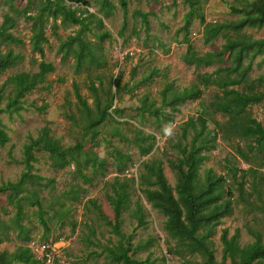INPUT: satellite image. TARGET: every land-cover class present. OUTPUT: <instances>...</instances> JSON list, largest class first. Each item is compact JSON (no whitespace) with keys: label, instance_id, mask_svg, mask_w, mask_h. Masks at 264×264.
<instances>
[{"label":"rangeland","instance_id":"obj_1","mask_svg":"<svg viewBox=\"0 0 264 264\" xmlns=\"http://www.w3.org/2000/svg\"><path fill=\"white\" fill-rule=\"evenodd\" d=\"M195 1L197 10L188 27L186 16L190 4L186 0H87L89 7L68 0L61 3L67 19L60 14L56 27L50 20L46 28L50 43L44 46V61L52 63L55 72L47 76L46 83L26 94L18 114L0 115V125L10 137V141L0 147V186L18 181L24 171V146L31 138H37L44 127L51 129L52 136L64 148L84 142V150L106 160V166L94 174L92 168L85 170L91 176V182H86L77 174L74 163L61 169L53 164L49 153L36 151L38 161L34 164V173L54 183L39 192L48 212L45 218L49 232L39 222L38 208L24 203L29 216L23 224L31 240H58L74 264H119L107 257L106 247L115 246L121 238L104 224L97 209L99 207L109 220L115 222L108 196L114 194L112 185L119 179L131 194V209L125 210L120 218L124 234L130 237V256L141 260L150 258L155 264H184V257L203 262L201 254L190 256L183 251L182 257L175 253L178 245L165 231L166 217L153 208L141 192L142 188L155 187L142 185L141 176L146 174V164L161 162L167 181L177 196L179 174L170 166L169 160H183L186 146L192 140V129L186 138L183 135L184 123L190 118L204 117L208 120V130L216 133L215 148L205 153L207 159L192 173L202 180L209 171L222 178L223 200L231 199L233 206L232 213L211 229L207 242L214 249L218 262L223 257V229H229L230 235L239 231L238 240L243 247L253 243L258 236L264 242V152L251 150L250 140L236 136L226 139L230 135L228 129H220L217 122L226 124L229 117L216 112L213 107L218 96L223 95L222 91L217 85H204L200 81V76L230 66L231 56L220 54L212 66L201 68L189 66L182 59L188 48L185 38L202 55L220 51L227 40L220 37L206 44L203 39L205 24L227 25L239 21L257 0ZM124 2L128 9L126 15ZM43 4V0H0V27L6 14L15 17L17 26L10 32L23 41L20 45L0 46V52L11 50L18 56L12 67L0 73V87L13 74L39 72L41 57L32 50L29 16L38 14ZM87 10L94 17L91 18ZM103 10L110 11V16L106 17ZM81 18H88L84 26L76 23ZM145 18L148 26L144 24ZM230 34L236 35L234 31ZM239 34L253 40L263 39L264 26L246 27ZM84 43L93 44V51L102 62L100 65H93L86 59L79 67L74 57H64L69 47L73 52ZM252 52L245 57V68ZM247 76L253 91L264 93V84L256 83L259 78L264 79V54L252 61ZM91 82L99 89L102 106L106 99L114 96L115 106L109 112L118 108L120 114L108 117L98 127V132L85 135L86 119L80 112L74 85L94 108L95 98L89 88ZM167 85H171L172 91L198 86L201 94L196 100L184 101L176 107L171 106L170 95L164 105L161 93ZM3 94L1 106L6 105L8 96H13L12 88L8 87ZM145 102L148 108L155 105L154 112H143ZM248 113L264 126V100L252 105ZM156 116H167L173 121L158 122ZM142 133L156 137L146 141L147 146L153 144L146 155L140 154L134 143ZM238 148L244 150L246 158L238 153ZM118 152L125 158L121 159ZM231 168L244 170L247 174L242 178L238 173L235 178ZM48 180L41 184L47 185ZM72 191L77 194H71ZM73 197L79 200L73 201ZM137 202L145 213L147 224L144 226H139L131 215ZM14 216L15 209L8 203L7 193H0V220L12 225ZM8 233L9 240L0 243V258L3 253L12 254L29 244V240L17 231L10 229ZM225 264L231 263L227 260Z\"/></svg>","mask_w":264,"mask_h":264},{"label":"trees","instance_id":"obj_2","mask_svg":"<svg viewBox=\"0 0 264 264\" xmlns=\"http://www.w3.org/2000/svg\"><path fill=\"white\" fill-rule=\"evenodd\" d=\"M38 14L29 16L32 21L31 31V46L34 52L39 53L41 62L39 64V72L31 74L28 72H19L7 78L3 86L0 87V115L8 113L10 116L18 114L22 110L21 100L26 94L36 90L39 85L46 83L47 76L55 72L56 68L52 63L44 61L45 45L49 46V39L46 36V28L53 21V26H57V21L60 14H63V19H67V12L61 4L66 0H43ZM89 7L87 0H68ZM190 4V11L186 16L187 26L191 24L192 17L197 10V2L195 0H186ZM125 15L127 14V5L123 4ZM237 13H246L244 10ZM27 12V11H26ZM90 17H94L88 10ZM106 17L110 16V11L103 10ZM88 18L76 20V23L84 26ZM204 22V19L201 18ZM144 24L149 25L148 20L144 19ZM17 26V19L9 14L4 16V21L0 27V46L2 45H20L23 41L16 37L11 28ZM264 26V0L254 2L252 9L247 12L239 21L231 24H205L203 29V39L206 44L223 37L227 42L222 46L220 51H215L208 54H200L195 51L189 44V39L185 38L184 42L188 44L186 53L182 56L184 63L196 68L209 67L215 62V59L220 54L229 53L232 59V64L223 68H219L214 73L200 76V81L204 85L214 84L222 91V96H218L213 104L216 112H221L229 117L226 124L217 122L220 129H228L230 136H236L240 139L250 140L251 150L264 152V126L254 119L248 109L252 105L260 104L264 100V93L253 91V86H249L248 72L252 69V61L264 54V38L253 40L239 32L246 28L263 27ZM231 31L236 34L232 36ZM106 36V35H105ZM71 47L65 52L64 57H74L77 66L80 67L87 62L93 65H100V58L93 51L92 43L81 44L78 49L71 52ZM250 51H253L250 58V63L245 68L244 60ZM18 60V56L13 51L0 52V73L6 72ZM259 86L264 84V79L259 78L257 82ZM12 88L13 96L7 97L5 106H1L4 100V92L6 89ZM231 87H235L230 89ZM89 88L94 94V108L85 99L78 88L74 85L75 95L80 106V112L83 118L86 119L85 135L89 132H98V127L101 126L108 117L114 118L115 114L120 112L115 108L114 96L105 100V106H102V99L98 94L99 89L95 82L89 84ZM201 94L198 86H193L190 89L183 91H172L171 85H167L161 93L162 103L168 102V97L171 95V106L176 107L178 104L187 100H196ZM155 105L150 108L145 106L143 112H154ZM157 110V109H156ZM157 112V111H156ZM158 122L171 123L173 120L170 117L156 116ZM189 129L193 130L192 140L186 146L184 151V159L178 162L169 160L170 166L179 174V182L177 185V196L174 189L170 186L164 174L161 162H152L146 164V174L141 176L142 185L155 188H142L146 200L166 217L165 231L168 235L177 242V250L175 253L179 256H184L183 251H187L190 256L201 254L204 258L203 262H196L192 259L185 258L184 264H225L227 260L231 264H264V242L261 236L255 238V241L247 246H241L239 243V231L234 235H230L229 229H223L221 233V243L223 246L222 261L218 262L214 253V249L208 244L207 237L213 227L220 224L222 219L232 213V200H223L224 192L222 189V178L218 177L212 171L205 174L202 180L199 176L194 175L192 170L201 162L207 159L205 154L210 149L215 148L216 133L208 130V120L204 117L197 119L190 118L183 125V135L186 138ZM156 137L152 134L142 133L136 140L135 144L140 154H148L153 144L145 145L146 141H153ZM10 141L8 133L4 127L0 125V147H4ZM85 143L80 142L74 147L64 148L59 141L51 134V129L44 127L37 138H31L30 142L24 146L23 160L24 171L17 182H8L0 186V193H7V200L15 209L12 225L0 220V243L4 240H9L10 229L18 232L29 243L31 239L25 232L23 220L29 214L26 212L25 205L36 206L38 209L36 214L39 222L49 232L48 222L45 218L48 212L45 210L39 192L43 188L52 185L53 180L40 176L35 171V163L38 161L36 151L43 150L49 153L53 164L61 169L66 168L72 163L76 166L77 174L86 182H91V176L85 170L92 168V174L98 169H104L106 160L99 159L89 151L84 150ZM238 153L246 158V154L242 148L237 149ZM119 153V152H118ZM120 158L125 156L119 153ZM234 177H238L241 173L243 178L246 171L238 168H231ZM44 180H48V184H41ZM41 186V188H38ZM113 195L108 196V201L112 205L115 212V222L109 220L103 212L97 207L100 217L104 224L111 228L113 233L118 235L121 240L115 246L106 247L107 257L119 264H155L150 258L145 260L136 259L129 255L131 249L130 237L124 234L120 218L125 210L131 209V194L127 190V185L121 180H116L112 185ZM77 192L72 191L71 194ZM79 198H74L73 201H78ZM131 215L136 219L139 226L147 224L145 213L140 202H137L134 209L131 210ZM206 230L205 233H202ZM48 237V236H46ZM125 242L127 246H125ZM39 264L35 259L30 249L21 247L12 254L3 253L0 258V264Z\"/></svg>","mask_w":264,"mask_h":264},{"label":"built area","instance_id":"obj_3","mask_svg":"<svg viewBox=\"0 0 264 264\" xmlns=\"http://www.w3.org/2000/svg\"><path fill=\"white\" fill-rule=\"evenodd\" d=\"M59 244L58 240L33 239L28 248L39 264H74L72 258Z\"/></svg>","mask_w":264,"mask_h":264}]
</instances>
